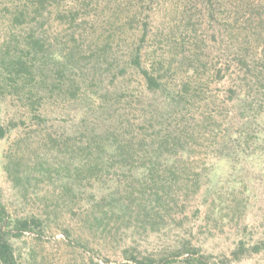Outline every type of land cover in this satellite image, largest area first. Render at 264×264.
<instances>
[{"label": "trees", "instance_id": "obj_1", "mask_svg": "<svg viewBox=\"0 0 264 264\" xmlns=\"http://www.w3.org/2000/svg\"><path fill=\"white\" fill-rule=\"evenodd\" d=\"M201 1L208 19L219 23L221 3ZM56 2L24 0L9 11L0 53V104L15 112L0 124V141L8 143L6 177L23 201L40 184L60 185L51 205L24 215L10 212L0 188V264H23L17 242L26 234L44 236L61 204L67 208L81 196L91 208L93 228L109 219L135 221L126 229L159 235L166 218L180 216V245L157 255L129 249L126 258L134 263L239 264L264 257V232L255 233L244 217L233 224L229 213H218L234 238L233 248L218 257L205 251L193 233L195 219L208 224L210 218L198 202L205 195L202 181L212 169L209 162L224 161L235 175L245 165L258 164L256 179H264V0H257L253 11L255 41L244 36L246 41L220 50L214 59L210 51L186 56L179 79L172 63L149 52L148 21L140 22L127 48L95 41L86 51L84 31L75 25L77 12L68 19L67 40H51L42 30L47 9ZM221 31V25L216 27L215 41ZM70 113L79 122L65 131L57 123ZM48 147L57 153L53 158L40 151ZM203 159L202 169L197 164ZM241 184L250 192L247 183ZM205 201L207 209L220 210ZM173 206L180 212L172 215ZM64 234L75 247L95 253L70 227Z\"/></svg>", "mask_w": 264, "mask_h": 264}, {"label": "rangeland", "instance_id": "obj_2", "mask_svg": "<svg viewBox=\"0 0 264 264\" xmlns=\"http://www.w3.org/2000/svg\"><path fill=\"white\" fill-rule=\"evenodd\" d=\"M218 1L221 3L219 10L222 15L219 23L208 19L201 0H57L45 13L42 31H45L46 36L56 43L58 40L60 42L67 40L68 29H71L68 19L72 13L78 12L81 16L75 25L76 27L80 25L79 27L84 31L83 44L86 51H89V44L95 41L100 45L108 41L115 49L118 46L127 48L132 45L135 39L134 31L140 22L148 21L152 33L149 52L156 60L163 61L166 65L172 63L176 77L180 78V62L186 61L183 60L186 56L190 58L203 56L210 51L211 59H214L213 56H216L220 50L224 51L227 47L246 41L244 36L250 37L248 41H255L254 33L257 30L254 27L257 22L252 21V16L254 19L257 17L253 12L257 10V0ZM23 3L24 0H0V53L3 50L2 44L8 37L11 17L9 11H14L16 6ZM220 25L222 36L215 41L216 27ZM24 32L19 29V33ZM132 87L134 90L137 86L135 84ZM14 113L12 108L0 104V124ZM65 117L66 120H61L57 125H61L65 131L70 127H77L79 116L77 118L70 113ZM7 146V141H0V188L3 190V200L10 212L24 215L31 209L51 205L56 198L55 190L57 192L60 190L58 182L49 185L40 184L31 189L29 201H23L18 189L8 181L4 171V153ZM35 146L38 145L35 143ZM66 150L63 149V152ZM40 151L48 152L51 158L57 155L49 147L41 148ZM203 161L204 159L199 160L197 164L202 169L207 165V162ZM208 164L212 165V169L207 170L208 176L203 178L205 195L200 196L198 202L202 212H208L210 218L208 224L198 218L195 219L196 228L193 233L200 243L205 244V251L218 257L221 253H228L234 246L231 233L223 228L218 220L219 212L233 216V224L242 222L244 217L255 233L264 232V179L263 181L256 179L260 177L258 164L245 165L243 171L237 175L232 174L231 167L224 161H212ZM101 174L107 176L106 172ZM242 181L249 185L250 192L245 191ZM83 198L84 196H81L74 200L73 205L68 203L67 208L61 204L62 210L56 214L57 220L50 224L44 236L26 234L22 241L17 242L18 252L24 259L23 264H137L127 260L126 256L130 255L129 249L135 248L136 255L140 252L157 255L166 248L180 245L179 232H177L180 216L176 221L166 218L168 222L160 225L159 235L148 236L143 230L142 233H135L132 229H126L135 221L121 224L109 219L106 221L107 225L93 228L91 208L85 206ZM205 198L210 202L208 207L216 209L218 206L220 210L217 212V209H207L204 204ZM171 209L172 215L180 212L174 206ZM87 210L90 212L88 213ZM120 226L124 232L119 234L117 228ZM68 227L75 237H82L89 242L95 253L82 251L71 244L64 234V229ZM205 232L207 235L204 234ZM263 262L264 257H259L239 264Z\"/></svg>", "mask_w": 264, "mask_h": 264}]
</instances>
